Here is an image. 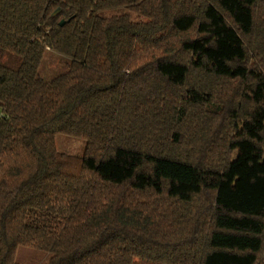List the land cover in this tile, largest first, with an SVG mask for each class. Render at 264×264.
Returning a JSON list of instances; mask_svg holds the SVG:
<instances>
[{"label": "trees", "instance_id": "trees-1", "mask_svg": "<svg viewBox=\"0 0 264 264\" xmlns=\"http://www.w3.org/2000/svg\"><path fill=\"white\" fill-rule=\"evenodd\" d=\"M25 245L264 264V0H0V264Z\"/></svg>", "mask_w": 264, "mask_h": 264}, {"label": "rangeland", "instance_id": "rangeland-1", "mask_svg": "<svg viewBox=\"0 0 264 264\" xmlns=\"http://www.w3.org/2000/svg\"><path fill=\"white\" fill-rule=\"evenodd\" d=\"M66 62V57L46 49L38 69L39 74L43 78H51L61 73L66 68ZM219 87L220 86H217V88ZM229 87L230 84L226 86L228 89ZM55 143L59 152L70 154L72 157L82 155L84 150L83 142L80 139L72 137L57 136ZM200 143H202L201 148L206 149V143L202 141H200ZM49 255V252L45 250L25 245L17 247L14 257L15 261L21 264H47Z\"/></svg>", "mask_w": 264, "mask_h": 264}, {"label": "water", "instance_id": "water-1", "mask_svg": "<svg viewBox=\"0 0 264 264\" xmlns=\"http://www.w3.org/2000/svg\"><path fill=\"white\" fill-rule=\"evenodd\" d=\"M60 24H62V21L60 22Z\"/></svg>", "mask_w": 264, "mask_h": 264}]
</instances>
